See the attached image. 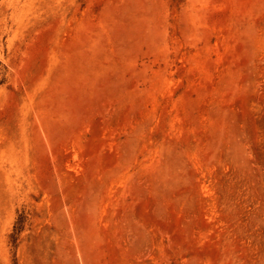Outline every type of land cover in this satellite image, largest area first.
I'll list each match as a JSON object with an SVG mask.
<instances>
[{"label":"rangeland","instance_id":"374dc122","mask_svg":"<svg viewBox=\"0 0 264 264\" xmlns=\"http://www.w3.org/2000/svg\"><path fill=\"white\" fill-rule=\"evenodd\" d=\"M0 264H264V0H0Z\"/></svg>","mask_w":264,"mask_h":264}]
</instances>
